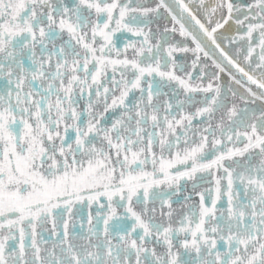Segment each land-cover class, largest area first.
<instances>
[{"label": "snow or ice", "instance_id": "6c2138e0", "mask_svg": "<svg viewBox=\"0 0 264 264\" xmlns=\"http://www.w3.org/2000/svg\"><path fill=\"white\" fill-rule=\"evenodd\" d=\"M0 264H264V0H0Z\"/></svg>", "mask_w": 264, "mask_h": 264}]
</instances>
